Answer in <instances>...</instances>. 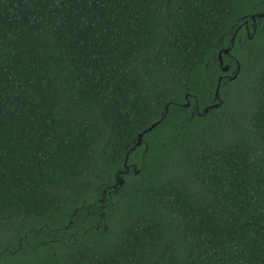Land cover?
<instances>
[{
  "label": "trees",
  "instance_id": "1",
  "mask_svg": "<svg viewBox=\"0 0 264 264\" xmlns=\"http://www.w3.org/2000/svg\"><path fill=\"white\" fill-rule=\"evenodd\" d=\"M263 10L0 0V264H264Z\"/></svg>",
  "mask_w": 264,
  "mask_h": 264
},
{
  "label": "water",
  "instance_id": "2",
  "mask_svg": "<svg viewBox=\"0 0 264 264\" xmlns=\"http://www.w3.org/2000/svg\"><path fill=\"white\" fill-rule=\"evenodd\" d=\"M260 16H264V15H260ZM260 16H259V17H260ZM250 18H251V20L253 21V19H254L253 16H251ZM228 51H229V48H228V49H223V50H222L223 54H227ZM218 60H219V65L221 66V65H222V61H221V55H220V54L218 55ZM227 69H228L227 66L221 68L222 71H227ZM219 80H220V78L218 79V82H219ZM218 87H219V86L217 85L216 90H215V93H214V98H215V99L218 98ZM185 106H188V103H187ZM216 106H217V105H215V106H213V107H216ZM206 111H207L206 109L203 110V112H206ZM155 125H156V123L152 124V125H151L150 127H148L146 130H144L143 132H141L140 134H138V136H137V141H136V143H135V146L140 145V141H141V136H142V134H143L144 132H148V131H150ZM126 169H127V168H126ZM121 182H122V180H121V178L118 177V174H117V175H116V183H117L118 185H120ZM115 186H116V185H114L113 187L115 188Z\"/></svg>",
  "mask_w": 264,
  "mask_h": 264
},
{
  "label": "flooded vegetation",
  "instance_id": "3",
  "mask_svg": "<svg viewBox=\"0 0 264 264\" xmlns=\"http://www.w3.org/2000/svg\"><path fill=\"white\" fill-rule=\"evenodd\" d=\"M262 13H264V10H263V12H261V14ZM259 14L260 13H258L257 14V16L259 17ZM256 28V25H255V19H253V21L251 20V24H249L248 22H244V24H243V30H244V32H245V34H246V36H248V34L250 33V31L252 32V31H254V29ZM232 40L233 39H231V42H232ZM226 56H228V55H226ZM228 58V57H227ZM226 77V76H225Z\"/></svg>",
  "mask_w": 264,
  "mask_h": 264
}]
</instances>
